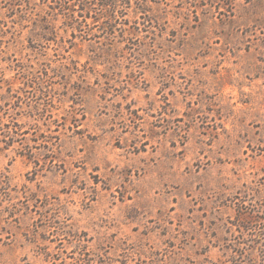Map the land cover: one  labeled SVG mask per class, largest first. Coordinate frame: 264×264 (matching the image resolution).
Here are the masks:
<instances>
[{
    "label": "rangeland",
    "instance_id": "374dc122",
    "mask_svg": "<svg viewBox=\"0 0 264 264\" xmlns=\"http://www.w3.org/2000/svg\"><path fill=\"white\" fill-rule=\"evenodd\" d=\"M142 1L158 28L80 18L83 52L114 48L87 62L8 49L43 0H0V105L12 82L36 146L0 151V264H264V0ZM13 58L70 67L43 100Z\"/></svg>",
    "mask_w": 264,
    "mask_h": 264
},
{
    "label": "trees",
    "instance_id": "16d2710c",
    "mask_svg": "<svg viewBox=\"0 0 264 264\" xmlns=\"http://www.w3.org/2000/svg\"><path fill=\"white\" fill-rule=\"evenodd\" d=\"M37 6L40 10L39 12L36 11L38 17L34 20L35 28L31 32V44L26 45L25 40L22 39V34H15L14 32H12L11 37L6 41L8 49H13L15 53H24V50L27 49L36 51L38 48L37 46H34L36 44L39 46L41 53L46 52V56L49 55L47 52L48 49L52 47L55 49L56 54L54 55L56 57L65 56L67 58V55L63 54L65 52L77 56L87 55V62L95 61L96 58L102 57L103 54L105 55L110 51H113L114 48L96 50L95 46H92V49L88 50L90 51L89 53L86 54V52H83L82 47H78L80 43H78L77 40L83 42L84 40H87V38L81 33L83 31V21H81L80 18H83L85 22H87V19H93L94 23L100 22L104 19L107 23V41L114 37L113 34L116 29V24L122 19L134 21L136 23L139 22L140 19H143L144 25L149 23L150 29L153 27L158 28L160 23L159 16L153 12V7H151L148 1L144 2L142 0H43L42 4ZM77 7H79L78 10ZM16 9L15 6L10 8V17H15V15H17V11L19 10ZM27 13L28 12L22 13L23 15L20 16L22 20L31 21L32 18ZM58 21H62L61 26L57 25ZM60 29L65 33L64 35L60 34ZM8 33V30H5L4 27L0 26L1 39L4 36H8ZM130 35L137 36L138 32H130ZM73 48H75V52H72ZM58 50H60V53H58ZM50 60L52 61V59ZM9 61H11V59H9ZM12 62H15V64L11 69L19 71L24 77H28L29 83H26H28V85H35L37 89L41 91L38 99L40 98L43 100L49 97L51 91L49 89V91L41 89L43 82L40 74H46L48 76L51 70L60 73L64 68L70 67L64 63L60 65L58 64L54 67L51 62H40V60L35 61L34 63H24L17 58H13ZM75 62L76 61L73 63ZM11 83L12 82L8 83L10 90L3 98L4 104L0 105V110L4 111V115L11 117L9 123H0V135L3 136V138H0V143L3 144L2 148L0 147V151L13 150L18 155L31 160L34 155L33 149L36 148V146H32L30 143H25L24 151L27 152H23L17 147V143H23L25 140H30L27 137L30 132L29 130H24L22 124H20L12 114H9V111L14 107L13 101L17 97L13 92V84ZM66 98L62 96L61 98H58V101L63 103L66 101ZM37 107H40L39 101H37V104L33 107L36 112H39ZM3 177L4 175L0 172V184L2 186L8 184ZM262 212L264 214V210ZM261 217L260 224L263 225L261 230L263 232L260 233L261 235H264V217ZM248 225V231L252 230L250 226L253 224L250 222ZM66 233L72 236L70 232ZM235 252L236 255L245 256V250L241 249L240 253L237 250H235Z\"/></svg>",
    "mask_w": 264,
    "mask_h": 264
}]
</instances>
